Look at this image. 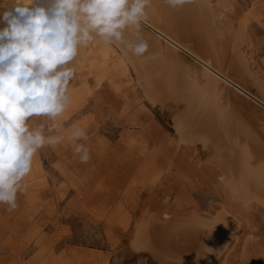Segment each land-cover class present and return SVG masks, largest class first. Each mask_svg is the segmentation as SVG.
Segmentation results:
<instances>
[{"label": "rangeland", "instance_id": "1", "mask_svg": "<svg viewBox=\"0 0 264 264\" xmlns=\"http://www.w3.org/2000/svg\"><path fill=\"white\" fill-rule=\"evenodd\" d=\"M11 3L0 0L1 14ZM236 3L248 15L252 61L264 78V0ZM107 56L77 72L60 118L65 129L76 125L88 132L90 161L80 163L70 146L38 152L16 209L0 204V264H162L131 246L139 220L153 212L156 200L174 219L228 208L245 224L223 263L264 264V207L231 204L207 148L181 144L170 113L147 102L118 55Z\"/></svg>", "mask_w": 264, "mask_h": 264}, {"label": "bare ground", "instance_id": "2", "mask_svg": "<svg viewBox=\"0 0 264 264\" xmlns=\"http://www.w3.org/2000/svg\"><path fill=\"white\" fill-rule=\"evenodd\" d=\"M243 12L236 0H190L180 9L152 0L141 28L149 43L143 57L97 42L82 51L77 72L96 59L104 62L111 51L118 55L147 102L170 113L181 144L207 148V161L219 169L230 203L264 207V78L252 61ZM157 202L138 219L132 249L146 250L162 264H224L245 223L220 206L214 216L189 210L174 219Z\"/></svg>", "mask_w": 264, "mask_h": 264}, {"label": "clouds", "instance_id": "3", "mask_svg": "<svg viewBox=\"0 0 264 264\" xmlns=\"http://www.w3.org/2000/svg\"><path fill=\"white\" fill-rule=\"evenodd\" d=\"M189 2L164 0L171 9ZM151 7L152 0H12L6 7L0 20V204L9 212L26 191L41 149L70 146L80 163L90 161L88 132L60 123L79 58L97 42L143 57L149 43L141 28Z\"/></svg>", "mask_w": 264, "mask_h": 264}]
</instances>
